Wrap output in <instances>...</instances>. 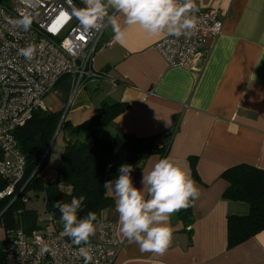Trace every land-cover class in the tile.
Wrapping results in <instances>:
<instances>
[{"label":"crops","instance_id":"1","mask_svg":"<svg viewBox=\"0 0 264 264\" xmlns=\"http://www.w3.org/2000/svg\"><path fill=\"white\" fill-rule=\"evenodd\" d=\"M194 2L217 8L223 20L222 33L199 70L165 62L153 45L168 34L150 37L132 27L127 41L120 44L106 26L101 44L111 45L98 50L93 69L107 78L88 79L75 88L73 78L64 76L44 100V111L62 113L73 126L97 115L104 101L126 103L128 108L99 135L108 141L116 134L159 135L153 153L135 163L134 185L142 187L143 172L167 157L188 171L200 189L187 217L181 218L179 212L171 216L173 242L163 256L142 253L122 237L115 197L107 190L114 205L103 218L116 224L122 244L113 264H264V230L227 248V216L245 215L249 207L223 198L228 183L221 178L225 170L242 163L264 169V0ZM67 139L58 127L38 174L45 184L57 177ZM190 157L195 158L197 177L192 176ZM108 162L119 169L125 164L124 149L109 155ZM33 194L44 206V193L29 191L24 209L15 214L16 227L27 235L45 225V216L31 201ZM4 239L0 224V246Z\"/></svg>","mask_w":264,"mask_h":264},{"label":"built area","instance_id":"2","mask_svg":"<svg viewBox=\"0 0 264 264\" xmlns=\"http://www.w3.org/2000/svg\"><path fill=\"white\" fill-rule=\"evenodd\" d=\"M195 5L192 14L197 23L191 35H165L153 45L171 67L199 70L211 44L222 33L218 9ZM73 6L84 7L83 0H0V177L6 182L0 198L14 195L15 199L22 190L16 193L24 176L25 156L15 139V130L35 112L45 110V97L60 79L71 76L77 88L88 79L107 78L104 72L93 69L98 50L111 45L101 44L106 27L100 32L82 31L78 20L69 18ZM24 15L32 18L28 30L15 24ZM30 44L36 51L27 60L19 55V49ZM43 221L45 225L30 235L19 227L5 231L0 264H85L78 252L84 245H74L71 239L55 232L51 215L46 214ZM95 223L97 231L90 238L93 259L89 264H113L122 247L117 226L104 218Z\"/></svg>","mask_w":264,"mask_h":264},{"label":"trees","instance_id":"3","mask_svg":"<svg viewBox=\"0 0 264 264\" xmlns=\"http://www.w3.org/2000/svg\"><path fill=\"white\" fill-rule=\"evenodd\" d=\"M127 108L126 103L104 101L97 115L77 126L66 122L60 112L39 110L24 126L16 129L14 136L25 156L24 176L16 193L25 186L15 199L14 195L0 198L2 228L8 231L16 227L15 214L24 209L22 199L29 191L44 193L45 213L55 221V232L63 231L60 211L54 207L57 201L70 202L72 197L83 195L86 199L79 217L83 218L91 211L97 214V221L103 219L104 212L114 205L104 185L119 175L118 169H113L109 164L108 156L123 148L125 164L135 166V163L153 153L159 137L158 134L146 138L116 134L112 140L103 139L99 135L100 129L112 124L113 119ZM58 127L66 132L68 139L61 153L55 181L45 184L38 174L46 164L48 155L43 156ZM189 164L192 176L197 177L194 157L189 158ZM36 168V173L31 177ZM131 176H135L134 170ZM221 178L228 183L223 198L245 202L249 207L245 215L227 216L226 239L227 248L230 249L264 230V169L242 163L225 170ZM5 186L6 182L0 177V192ZM189 210L190 207L179 211V216L187 217Z\"/></svg>","mask_w":264,"mask_h":264},{"label":"clouds","instance_id":"4","mask_svg":"<svg viewBox=\"0 0 264 264\" xmlns=\"http://www.w3.org/2000/svg\"><path fill=\"white\" fill-rule=\"evenodd\" d=\"M83 4L84 7L73 6L69 18L75 17L82 31L88 33L110 26L113 39L120 44L127 41L132 27L150 37L162 34L180 37L191 35L197 23L192 14L196 7L194 0H83ZM109 9L114 12L110 14ZM31 23L30 15L15 21L24 30ZM35 51L30 44L19 49V55L31 60ZM133 170V165L122 164L118 177L104 185L115 197L119 233L142 253L163 256L173 242L171 216L191 207L199 198L200 189L190 173L171 158H161L151 170L144 171L140 188L133 183ZM85 199L83 195L72 197L70 202L57 201L54 207L60 211L62 235L71 238L74 245H84L78 252L89 264L93 259L90 238L97 231V214L90 211L79 217Z\"/></svg>","mask_w":264,"mask_h":264},{"label":"rangeland","instance_id":"5","mask_svg":"<svg viewBox=\"0 0 264 264\" xmlns=\"http://www.w3.org/2000/svg\"><path fill=\"white\" fill-rule=\"evenodd\" d=\"M25 195L23 198L25 199V202H26L27 198L25 197ZM13 199H14V197H13ZM31 201H32V203H35V206L38 207L37 212L39 211V213H41L43 215V218H44V216H46V213H45L44 206L42 204V199L39 196H36L33 194V196L31 197Z\"/></svg>","mask_w":264,"mask_h":264},{"label":"water","instance_id":"6","mask_svg":"<svg viewBox=\"0 0 264 264\" xmlns=\"http://www.w3.org/2000/svg\"><path fill=\"white\" fill-rule=\"evenodd\" d=\"M47 151H48V148H47V150H46V152H45V154H44V156L43 157H45L46 156V154H47ZM42 161V160H41ZM39 166V165H38ZM38 166H37V168H38ZM37 168L34 170V172L32 173V175H31V177L36 173V171H37ZM28 182V181H27ZM26 184V183H25ZM25 186V185H24ZM24 186L22 187V189L24 188Z\"/></svg>","mask_w":264,"mask_h":264},{"label":"snow or ice","instance_id":"7","mask_svg":"<svg viewBox=\"0 0 264 264\" xmlns=\"http://www.w3.org/2000/svg\"><path fill=\"white\" fill-rule=\"evenodd\" d=\"M62 15H64V14H62ZM65 18H67V17L65 16Z\"/></svg>","mask_w":264,"mask_h":264}]
</instances>
